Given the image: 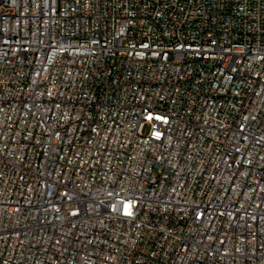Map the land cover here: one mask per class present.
I'll list each match as a JSON object with an SVG mask.
<instances>
[{
    "label": "built area",
    "instance_id": "obj_1",
    "mask_svg": "<svg viewBox=\"0 0 264 264\" xmlns=\"http://www.w3.org/2000/svg\"><path fill=\"white\" fill-rule=\"evenodd\" d=\"M0 264H264V0H0Z\"/></svg>",
    "mask_w": 264,
    "mask_h": 264
}]
</instances>
